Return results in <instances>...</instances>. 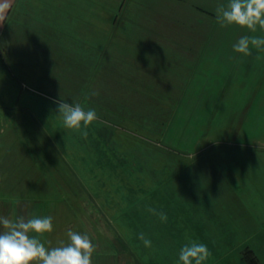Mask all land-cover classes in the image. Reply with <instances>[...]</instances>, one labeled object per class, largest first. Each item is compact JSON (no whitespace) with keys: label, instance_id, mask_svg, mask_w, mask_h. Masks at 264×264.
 Instances as JSON below:
<instances>
[{"label":"rangeland","instance_id":"rangeland-1","mask_svg":"<svg viewBox=\"0 0 264 264\" xmlns=\"http://www.w3.org/2000/svg\"><path fill=\"white\" fill-rule=\"evenodd\" d=\"M177 2L19 0L10 15L0 215L52 216L46 247L72 230L96 246L93 264H182L191 241L212 253L204 264H251L247 249L264 264V68L228 63L245 27H222L212 0H187L185 24ZM61 100L96 111L86 137L63 125Z\"/></svg>","mask_w":264,"mask_h":264},{"label":"clouds","instance_id":"clouds-1","mask_svg":"<svg viewBox=\"0 0 264 264\" xmlns=\"http://www.w3.org/2000/svg\"><path fill=\"white\" fill-rule=\"evenodd\" d=\"M216 14L222 27L235 24L253 33L257 26L264 30V0H229L227 6H217ZM253 48L264 50V38L243 36L233 45L234 52L243 56H251ZM57 113L66 128L81 131L85 137L87 128L98 119L94 109L85 111L79 103L63 100L57 102ZM148 210L167 222V214L163 211ZM52 231L53 217L50 215L28 218L20 215L15 219L0 215V264H93L96 246L87 234L69 230L67 244L61 242L59 246L49 248L40 237ZM138 238L144 247H152V241L144 233H140ZM211 255L205 244L191 241L181 248L179 260L182 264H204Z\"/></svg>","mask_w":264,"mask_h":264},{"label":"crops","instance_id":"crops-1","mask_svg":"<svg viewBox=\"0 0 264 264\" xmlns=\"http://www.w3.org/2000/svg\"><path fill=\"white\" fill-rule=\"evenodd\" d=\"M181 2H177L178 3V7L176 9H174V7L176 6L174 3H171V7L173 8L174 14L177 17L178 23H183L185 24V22L187 20L190 19V12H189V8L187 7L186 10L183 9L184 3H187V0H180ZM229 0H226V3H228ZM5 5L7 7H5ZM19 5V0H0V17H3V19H0V36L3 35V30L4 28L7 26V23L9 21V17L10 15L13 13L15 6L18 7ZM217 7V0H212V8L210 9V12L212 11V9H216ZM258 27V26H257ZM225 28V27H224ZM222 28L219 32L218 35L221 34V31L224 29ZM207 45L209 50L212 49V46H217L220 45V43L217 44V42L215 41V31L212 28V26H209V28H207ZM145 36L147 37H160V38H164L165 34H161L158 33L156 31H151L148 34H145ZM243 36H259L261 37L262 35H260L259 33L255 32H251L250 30L246 29L244 30V32L241 34L239 33V38L238 40L243 37ZM238 42V41H237ZM161 43L163 44V42L161 41H154V44H158ZM233 45L234 44H230L228 47H225L227 51L230 52V54L228 55V63L232 64L233 62V58H235V64H238V61L243 57L245 60H247V63L244 64L245 67L251 71H255V73H257L259 71V68H264V50H257L255 48L252 49V55L251 56H243V54L240 53H236L233 50ZM217 48L212 49V51H216ZM257 77L259 78L258 83L263 84L264 83V75L261 78L260 74L257 75ZM117 81H121L124 79V75L122 76H118L116 77ZM260 89L257 87V92L256 94H259ZM261 93V92H260ZM26 210L28 212H31V210L29 208H26Z\"/></svg>","mask_w":264,"mask_h":264},{"label":"trees","instance_id":"trees-1","mask_svg":"<svg viewBox=\"0 0 264 264\" xmlns=\"http://www.w3.org/2000/svg\"><path fill=\"white\" fill-rule=\"evenodd\" d=\"M244 256L251 264H259L258 257L253 250L247 249L244 253Z\"/></svg>","mask_w":264,"mask_h":264}]
</instances>
